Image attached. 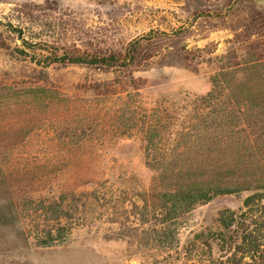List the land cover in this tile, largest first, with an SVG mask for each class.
<instances>
[{"label":"rangeland","instance_id":"374dc122","mask_svg":"<svg viewBox=\"0 0 264 264\" xmlns=\"http://www.w3.org/2000/svg\"><path fill=\"white\" fill-rule=\"evenodd\" d=\"M262 30L264 0H0V264H193L195 235L247 192L196 205L172 246L152 242L157 172L142 119L206 94L218 57ZM37 37L101 52L142 38L143 48L125 69L44 66L46 50L20 51ZM60 194L74 208L71 234L39 245L21 199Z\"/></svg>","mask_w":264,"mask_h":264},{"label":"trees","instance_id":"16d2710c","mask_svg":"<svg viewBox=\"0 0 264 264\" xmlns=\"http://www.w3.org/2000/svg\"><path fill=\"white\" fill-rule=\"evenodd\" d=\"M141 39L130 41L123 50L101 52L23 38L20 51L46 50L45 60H37L44 66L125 69L139 59ZM218 63L206 94H184L169 105L159 102L142 119L146 164L157 172L158 202L149 237L170 247L177 241L182 217L196 205L219 195L247 192L239 209L220 210L217 229L195 235L193 264H264V30L247 36L235 50L218 57ZM201 162L210 170L199 172ZM20 211L29 218L39 245L69 238L74 208L65 195L23 198ZM214 245L220 251L217 256Z\"/></svg>","mask_w":264,"mask_h":264}]
</instances>
